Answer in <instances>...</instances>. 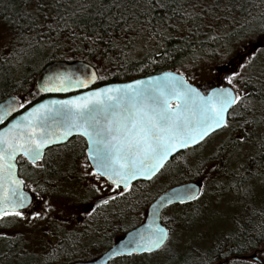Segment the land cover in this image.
Here are the masks:
<instances>
[{"label":"snow or ice","instance_id":"obj_1","mask_svg":"<svg viewBox=\"0 0 264 264\" xmlns=\"http://www.w3.org/2000/svg\"><path fill=\"white\" fill-rule=\"evenodd\" d=\"M9 2L8 14L0 15V39L7 37L3 47L18 64L46 46H75L121 65L137 43L142 48L154 44L144 59L160 64L175 62L176 55L202 44L199 37L208 33H215L208 36L212 41L222 35L229 41L257 31L264 35V12L253 16L247 0H35L34 5L21 0L22 7ZM237 10L244 14L243 23L235 18ZM230 24L235 26L222 33ZM173 34L180 43L169 48L165 41ZM212 53L221 54L217 49ZM201 59L193 53L194 62ZM241 60L222 77L227 87L204 92L173 69L66 100L33 105L23 96H12L0 105V221L24 218L31 200L18 165L27 162L50 171L45 149L65 144L74 134L86 143L82 172L96 181L90 190L101 192L97 184L106 182L123 196L131 193V181L152 180L174 154L195 152L209 138L226 133L211 158L196 165L198 179L154 205L158 209L195 202L199 207L192 215L175 227L170 217L164 224L153 221L110 255L161 256V264H264V108L257 104L264 106V67L256 66L255 52L241 54ZM85 79L54 74L38 85L37 94L67 92L73 84L87 88L103 78L92 72ZM18 109H24L23 115L13 117ZM210 195L216 199L200 203ZM109 199L114 197L97 198L85 214L91 217ZM31 215L40 218L41 212ZM209 232L212 238L205 243ZM18 239L0 230V240L15 244Z\"/></svg>","mask_w":264,"mask_h":264},{"label":"flooded vegetation","instance_id":"obj_2","mask_svg":"<svg viewBox=\"0 0 264 264\" xmlns=\"http://www.w3.org/2000/svg\"><path fill=\"white\" fill-rule=\"evenodd\" d=\"M241 54L244 52H239L235 59L237 61L233 63L243 62ZM226 70L227 68L212 71L206 79L196 84L202 92L215 85L228 86L222 79ZM187 151L193 150L180 151L169 159L166 166L170 165L169 162L187 163L183 159L177 162V158H181ZM85 153L84 138L74 135L65 144L45 149L50 171L34 169L27 162L18 165L19 178L25 181L23 190L31 200L28 207L23 209L24 218H9L7 224L0 221V230L19 237L15 244L0 240V264H77L91 261L109 249L128 230L139 225L145 219L148 206L161 192L180 184L167 185L151 195L146 189L158 173L152 180L133 181L130 194L117 195L119 190H114V186L112 189L108 188L106 182L97 184V187H101V192H93L90 185L96 183L95 179L84 176L82 172ZM188 181L196 179L184 182ZM99 197L114 199H109L107 205L100 206L89 217L85 214V209ZM45 201L51 205L50 208H47ZM194 204L195 202L183 206L190 207ZM176 205H168L164 209ZM36 211L41 212L40 218L31 215ZM161 222L163 223L162 216ZM129 223L131 226L127 227L126 224ZM131 258L127 255L113 256L107 264Z\"/></svg>","mask_w":264,"mask_h":264},{"label":"trees","instance_id":"obj_3","mask_svg":"<svg viewBox=\"0 0 264 264\" xmlns=\"http://www.w3.org/2000/svg\"><path fill=\"white\" fill-rule=\"evenodd\" d=\"M247 2L252 5V7L249 8V11L253 16H259L261 12H264V0H247ZM34 3L35 0H32L33 5ZM11 6L12 4L9 2V0H0V15L8 14L7 10ZM15 6L22 7L23 5L21 0H15ZM234 15L237 21L243 23V13L237 10L234 12ZM234 26V24H230L227 28L222 30V33L230 31ZM212 35H215V33H208L207 36L201 35L199 39L203 41V43L194 49L185 48L180 55L175 56V62L167 61L160 64H151L149 60L144 59L145 52L148 51L149 48H154V44H149L147 47L142 48L141 45L137 43L135 49L129 53L127 61H122L121 65L111 63L104 58L93 56L86 51L75 50V46H73L71 50L67 47L53 49L52 47L46 46L45 48L38 50L35 55L29 52V54L24 57L23 62L20 64L16 62L11 53L5 51L3 55L0 54V100L9 95L23 96L24 98L31 100L32 103L42 99L44 95L41 93L37 94L38 90L35 86V77L46 63L53 60H86L96 68L98 76L103 78L98 79V85L114 81H127L139 76H145L164 70L173 69H180V71L184 73L185 76H187L188 74L185 72L186 67L189 68V72L187 73L197 72L202 68H210L212 73V71H215L218 66L223 65V68H218L217 70H224L226 68L232 69L237 65L233 63L232 58L234 55L248 48H252L253 52H255L256 66L264 67V35H261L259 31L250 37L246 36L244 39H233L231 41L228 40L227 36L223 35L221 40H209L208 36ZM173 36L174 38L172 40L165 41L169 48L176 47L177 44L180 43L176 34H173ZM254 43H256V45L261 43V46H256L253 48ZM225 45H227V47H225ZM212 49H217L221 54L213 55ZM194 52L196 56L202 57L199 62L193 61ZM223 53H226V55ZM5 60H8L9 62L4 63ZM229 61L232 66L231 68L230 64L226 65ZM145 65H147V67H144ZM139 68H143L144 70L138 71ZM198 82L194 81L192 83L196 84ZM247 87L249 88V91L252 90L251 86ZM168 164L171 165L172 162H169ZM186 166V164L180 163H175L173 165V168H176L173 169V175L171 176L172 182L181 183L190 179L198 178L194 174L196 170L193 169V171H188V167ZM173 176H175V179H173ZM197 206L198 204L196 203L190 207L178 205V207L182 208L183 218L180 217V221H185L188 216H191L192 212H194V210L199 207ZM162 221L163 223H167V221H164L163 219Z\"/></svg>","mask_w":264,"mask_h":264},{"label":"water","instance_id":"obj_4","mask_svg":"<svg viewBox=\"0 0 264 264\" xmlns=\"http://www.w3.org/2000/svg\"><path fill=\"white\" fill-rule=\"evenodd\" d=\"M256 46L257 47L261 46V43H259L257 45H256V43H254L253 47H256ZM251 51H252V48H248L245 53L247 54V53H249ZM165 71H169V70H164V71H161V72H158V73H154V74H149V75H158V74H160L162 72H165ZM92 72H95L96 75L98 76L96 68L91 63L87 62L86 60H82V59L53 60V61H50V62L46 63L40 69V71L38 72V74L35 77V86H36V88L38 90V85L41 84L46 77L54 75V74H63V75H66V76H70L72 78V80L75 81L77 79H85ZM146 76H148V75L139 76V77L132 78V79H140V78H144ZM132 79L127 80V81L108 82V83H104V84H100V85L97 84V81H98L97 80V81H95V83L89 85L87 88H85V87H75V85L73 84V85H69V91H67V92H47V93L41 92V94L44 95V97L42 99H40L39 101L33 103V105L36 104V103H44L45 101H50V100H66V99H70L73 96L83 95L84 93L92 91V90H94L97 87H104V86H107L109 84L128 83ZM85 82H86V79H85ZM190 83L194 87H196V88L201 90L199 85L194 84L192 82H190ZM216 87H218V85H215L214 87H211L209 90H211L212 88H216ZM224 87H227V86H224ZM12 96H15V95H9V96L5 97L4 99L0 100V105L6 104V102ZM23 112H24V109H18L17 112L13 113L12 115H13V117H18V115H23ZM138 179L146 180V179H143V178H138ZM138 179H136V180H138ZM133 181H135V180H133ZM133 181H131V183ZM192 182H195V181H188V182L180 183V184L174 185V186L164 190L163 192H161L150 203V205L148 206L147 211H146L145 219L139 225H137V226L133 227L132 229L128 230L123 236H121L119 239H117L109 249H107L104 253H102L97 258H95V259H93L91 261H88V262H79L77 264H107V262L113 257L110 254H111V252H112V250L114 248H117V247H120L121 245L129 243V241L132 240L135 237L137 232L146 231L147 227L150 224H152L153 221H156V223L163 224L161 222V212L168 205L164 204L163 206L159 207L158 209L155 208L154 205H157L161 201L162 198H164L165 196L171 194V192L173 190H179L183 185H186V184H189V183H192ZM157 211L159 212V219H157V216H156Z\"/></svg>","mask_w":264,"mask_h":264},{"label":"rangeland","instance_id":"obj_5","mask_svg":"<svg viewBox=\"0 0 264 264\" xmlns=\"http://www.w3.org/2000/svg\"><path fill=\"white\" fill-rule=\"evenodd\" d=\"M6 39L7 37L4 36L3 39H0V54L3 55L5 53V48L3 47L4 43H6ZM247 51V49H244L243 52L245 53ZM239 53V52H238ZM238 53L236 55H234V57L232 58L233 61H237L235 60L238 57ZM231 59V60H232ZM230 60V61H231ZM230 61L228 62L229 65ZM223 63V62H222ZM225 65V66H226ZM231 65V64H230ZM223 66H218V68H223ZM217 69H215V71H217ZM229 69H227L226 71H224V74H228ZM189 72V70L187 71ZM188 74L186 76L187 79H189L191 82H201V80L206 79L210 74V68L209 69H205L202 68L197 72H191V73H187ZM258 107L264 108V106L259 105V102H257ZM262 113L260 111H258L256 113L257 117H259ZM235 131V125L233 126V132ZM226 133H221L219 135L213 136L211 138H209L207 140V142L203 145L202 149L196 150L195 152H191V151H187L185 152L181 158L178 157L177 158V162H181L182 159L183 160H187V163H185L188 167V171L189 170H196V165L201 161V159H210L212 154L214 152L217 151L218 145H220L221 141L224 139ZM224 160L228 161L229 164H231V161L229 160L228 157H224ZM219 162V160L217 161ZM181 164V163H180ZM173 165L171 164L169 167H165L163 170H161V172L148 184L147 186V191L149 192V194H153L154 192H158L160 191L162 188H164L167 185H171L174 182H172V175H173ZM221 167H224L223 163H220ZM173 179H175V176H173ZM198 179V178H197ZM196 179V180H197ZM223 179V178H222ZM215 180L211 181V183L214 185L215 184ZM177 183V182H176ZM175 184V183H174ZM214 188H210L209 192H213ZM157 194V193H156ZM155 194V195H156ZM216 197L214 195H210V196H206L204 198V200H202L200 203L203 204L208 200H215ZM199 206V205H198ZM197 206V207H198ZM193 213V212H192ZM162 219L164 221H168V218H172L173 221H175V224H172L170 226L175 227L176 224H180L181 223V218L182 217V208L178 207V206H172L168 209H164L162 211ZM183 218V217H182ZM127 227L131 226V224H126ZM179 231V229H177ZM212 238V234L206 233L205 234V243L209 242ZM163 260V257L161 256H157V257H153L151 259L144 257V256H135L132 257L130 260L124 261V262H114V264H161V261Z\"/></svg>","mask_w":264,"mask_h":264}]
</instances>
